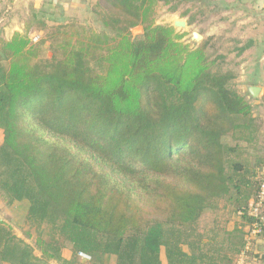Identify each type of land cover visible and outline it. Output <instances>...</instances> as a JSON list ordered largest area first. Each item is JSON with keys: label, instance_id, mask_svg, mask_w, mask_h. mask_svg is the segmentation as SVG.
I'll return each instance as SVG.
<instances>
[{"label": "trees", "instance_id": "obj_1", "mask_svg": "<svg viewBox=\"0 0 264 264\" xmlns=\"http://www.w3.org/2000/svg\"><path fill=\"white\" fill-rule=\"evenodd\" d=\"M93 1L99 31L56 20L36 41L30 25L0 39V199L26 202L38 231L31 247L0 220V264H162V250L165 264H236L264 174L251 106L207 42L155 24L200 1ZM220 203L232 227L201 232Z\"/></svg>", "mask_w": 264, "mask_h": 264}, {"label": "rangeland", "instance_id": "obj_2", "mask_svg": "<svg viewBox=\"0 0 264 264\" xmlns=\"http://www.w3.org/2000/svg\"><path fill=\"white\" fill-rule=\"evenodd\" d=\"M81 7L77 10L68 11L67 17L59 20L63 23H75L94 31H99L97 18L92 14L95 1L75 0ZM198 3L181 6L175 14H171L166 8H161L155 20L156 25L171 26L174 22L183 21L186 28L175 26L176 33L184 35L182 42L191 48L199 46L201 43H208L209 53L213 58L224 57L221 62L223 70L231 71L236 78L233 81V88L236 92L244 96L251 106L252 117L255 119L257 127V140L254 150L250 151V156L260 154L262 145V123L261 116L264 114V106L261 105V97L264 95V0H199ZM29 1V6H33ZM77 3V4H79ZM47 4L43 3L42 14L47 11ZM24 0H0V39L6 40L14 33L23 34L27 25H30L29 37H43L44 32L38 34L43 26L52 27L57 22L48 14L39 15L40 10L32 7L26 8ZM48 5H51L50 3ZM188 15L181 18L184 11ZM37 13V17H35ZM58 14V13H55ZM57 16V15H56ZM34 17V18H33ZM193 18V23L188 25V21ZM57 18V17H55ZM31 22V24H29ZM61 22V23H62ZM178 25V24H177ZM37 32V33H36ZM192 33L202 37L201 41L193 42ZM142 34V28L136 27L131 30V37L137 39ZM40 35V36H39ZM99 57L91 58L85 68L87 77L95 74ZM218 63L220 60L217 61ZM247 87H259L262 89L258 99L253 100L246 92ZM264 124V121H263ZM228 142V141H227ZM2 143V132L0 131V145ZM27 203H14L6 206L0 199V220L7 224L14 235L24 243L34 247V241L38 231L27 226L25 221ZM224 204L220 203L217 209L206 211L200 218L198 227L201 232L214 228L216 224H221L224 220H229L228 227L231 228L233 221L229 219ZM42 234L49 232L47 226L41 227ZM35 255L39 253L35 250ZM71 256L70 248L66 247L62 251V258L67 260ZM161 260L165 262L163 250ZM82 260V259H81ZM84 262V261H83ZM112 262V261H111ZM49 264H59L51 261Z\"/></svg>", "mask_w": 264, "mask_h": 264}, {"label": "crops", "instance_id": "obj_3", "mask_svg": "<svg viewBox=\"0 0 264 264\" xmlns=\"http://www.w3.org/2000/svg\"><path fill=\"white\" fill-rule=\"evenodd\" d=\"M24 1H26V5H25L26 8L32 7L33 9L40 10L39 15L42 16L44 13L48 14V17L49 16H51V18L54 17L53 20H55V19L62 20V19H64L63 17H67L68 11H74V10H77L78 7H81L80 3L75 1V0H31L32 1L31 3H33V6H31V4L29 6L30 0H24ZM44 2L48 3V4L50 3L51 5L47 4V6H46L47 11L43 12V14H42L41 10H42V7L44 6L43 5ZM77 3H79V4H77ZM55 13H58V14H55ZM34 15H35V17H37V13H35ZM55 17H57V18H55ZM18 33H20V32H18ZM11 37L6 39V40H10ZM260 119H261L260 121L262 123V129H261L262 130V137L260 139L261 140L260 143L262 145V148H261L259 155L264 157V124H263L264 114L261 116ZM253 252H254V258L253 259L251 258L247 264H264V236H261L260 238H258L256 240V242L254 243ZM162 264H165V262L163 261Z\"/></svg>", "mask_w": 264, "mask_h": 264}, {"label": "built area", "instance_id": "obj_4", "mask_svg": "<svg viewBox=\"0 0 264 264\" xmlns=\"http://www.w3.org/2000/svg\"><path fill=\"white\" fill-rule=\"evenodd\" d=\"M36 40L37 37L33 39V41ZM263 207H264V174L262 176V180L258 188L257 201L251 203L247 210V215L253 218L254 222L245 229L247 232L246 245L244 251L238 257L236 264H247L246 261L249 259L248 253L250 251V247L252 245L254 247V243L256 242V240L264 232V213L262 212ZM78 257L82 260H86V261L89 260L88 257L82 254H79Z\"/></svg>", "mask_w": 264, "mask_h": 264}, {"label": "water", "instance_id": "obj_5", "mask_svg": "<svg viewBox=\"0 0 264 264\" xmlns=\"http://www.w3.org/2000/svg\"><path fill=\"white\" fill-rule=\"evenodd\" d=\"M179 24V25H177ZM175 26H179L180 28H186V23L183 22V21H177V22H174V24L172 25L173 28H176ZM202 37L196 33H192L191 35V40L193 42H199L201 41ZM246 92L247 94L250 96V98H252L253 100H256L260 97L261 95V92H262V89L259 88V87H247L246 88Z\"/></svg>", "mask_w": 264, "mask_h": 264}, {"label": "bare ground", "instance_id": "obj_6", "mask_svg": "<svg viewBox=\"0 0 264 264\" xmlns=\"http://www.w3.org/2000/svg\"><path fill=\"white\" fill-rule=\"evenodd\" d=\"M179 25V24H178Z\"/></svg>", "mask_w": 264, "mask_h": 264}]
</instances>
